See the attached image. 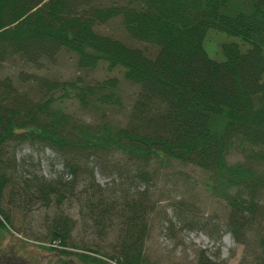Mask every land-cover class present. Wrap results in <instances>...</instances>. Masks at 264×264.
Masks as SVG:
<instances>
[{"label":"trees","instance_id":"obj_1","mask_svg":"<svg viewBox=\"0 0 264 264\" xmlns=\"http://www.w3.org/2000/svg\"><path fill=\"white\" fill-rule=\"evenodd\" d=\"M115 16L154 52L97 28ZM209 27L240 42L222 41L223 57L213 58L202 43ZM61 49L75 54V74L40 72ZM6 62L21 66L0 74V226L12 225L5 191L8 203L20 196L19 205L53 206L45 246L58 249L57 264H154L143 243L155 166L191 164L227 205L224 229L242 245L236 264H264V0H0ZM101 64L137 86L122 119L66 108L69 98L101 114L122 107L117 75L92 73ZM22 145L49 148L61 168L50 176L25 168ZM234 145L243 156L230 161ZM97 165L113 169L112 185L96 179ZM65 202L91 219L101 241L70 240ZM194 264L226 262L200 247Z\"/></svg>","mask_w":264,"mask_h":264},{"label":"rangeland","instance_id":"obj_2","mask_svg":"<svg viewBox=\"0 0 264 264\" xmlns=\"http://www.w3.org/2000/svg\"><path fill=\"white\" fill-rule=\"evenodd\" d=\"M97 28L127 43L138 45L150 53L155 50V46L148 42L130 38L124 31L119 16L97 24ZM228 40L240 42L235 34L209 27L202 43L209 56L221 59L223 54L220 43ZM74 58L75 54L72 51L61 49L55 61L48 65V69L42 68L39 71L53 76H72L76 72ZM103 65L92 70V73L117 75L123 99L122 107H106L105 113L101 114L99 109H83L75 99L69 98L65 101V105L72 114L88 120L99 119L102 115L110 119L125 117L137 86L123 78L118 68L108 70ZM19 66H21L19 63L10 66L6 62L0 66V74H15ZM17 155L27 157L25 168L39 170L47 176L61 168L59 157L49 148H31L22 145ZM242 156V152L235 145L227 154L230 161L240 159ZM93 169L96 179L103 185H112L111 181L116 180L111 167L97 165ZM205 175L200 167L191 164L155 166V174L150 184L151 197L155 203L147 214V235L143 243V251L147 259L154 264H194L197 249L200 247L206 248L213 257L217 255L224 258L226 264L237 263L242 245L224 229L223 221L227 205L222 198L210 192L204 181ZM136 180L134 179L137 187L144 185L143 182ZM14 198L8 203L4 191L1 200L2 205L9 212L12 225L10 228L0 226V264H57L60 259L58 249L45 246L50 242L47 231L48 220L54 214L53 206L39 204L36 200L19 205L15 200L23 199L20 196ZM63 209L74 218L71 241L80 244L85 242L94 244L96 241H101V235L95 232L91 219L82 215L75 203L65 202ZM54 244L59 246L58 241ZM66 247L67 251L73 248L70 245ZM65 256L69 258L68 255ZM67 264L91 263L71 259Z\"/></svg>","mask_w":264,"mask_h":264}]
</instances>
